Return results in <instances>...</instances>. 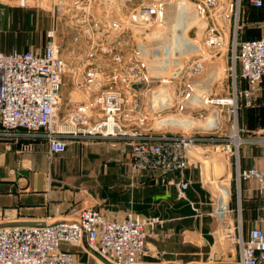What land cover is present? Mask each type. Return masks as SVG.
I'll return each mask as SVG.
<instances>
[{"label": "built area", "instance_id": "2783aa9c", "mask_svg": "<svg viewBox=\"0 0 264 264\" xmlns=\"http://www.w3.org/2000/svg\"><path fill=\"white\" fill-rule=\"evenodd\" d=\"M36 1L39 3L42 0ZM223 1L226 7L221 13V20L228 27L233 19L236 32L226 75V83L232 90V103L217 100L215 104L226 110L229 122L238 113V79L249 84L246 94L254 96L264 76V36L243 40L238 33L244 27L241 14L248 7L254 10L264 8V0H198L202 18L208 25L205 46L210 58L216 55H210L209 50L219 53L225 48L223 33L215 20ZM63 2L65 0H60L54 6L53 18L63 20L66 30L74 32L72 39L67 36L61 39L63 36L53 28L46 34L47 43L41 53L34 50L11 54L0 52V137L43 138L48 141L50 151L55 153H65L70 141L111 140L117 135L130 133L125 132L127 130L119 123V117L123 116L127 106L125 93L127 90L134 91L125 81L127 71L121 85L111 84L107 91H102L103 85L93 89L94 94L99 92L104 95L101 109L104 121H101L99 134L89 133L81 126L84 122L87 125H90L87 122H92L87 120L92 106L77 100V97L88 94L90 80L96 74H104V77L113 75L112 79H116V72L123 69L122 64L128 60L127 31L130 28L142 30L159 21L157 7H148L144 3L138 5L133 0H73L68 10L62 7ZM81 31L95 32L92 39L84 42L101 48V59L106 62L104 65L95 64L96 52L89 50L82 53ZM116 31H120L118 36L113 33ZM66 40L69 47L63 48L62 41ZM229 74L231 83L228 82ZM69 76L73 82L72 91L65 113L60 117V93ZM220 89L224 94L229 91ZM134 92L136 105H142L139 90ZM206 103L210 105L212 101ZM199 116L203 118L204 115L201 113ZM132 139V170L164 175L184 173L190 167L186 144L199 147L202 142L204 146L211 142L208 137L167 136L154 140L138 136ZM236 165L238 184L255 181L257 192L264 200V168L242 170L238 161ZM188 187L187 181L179 183L180 198H185ZM162 224L158 218H144L132 212L121 219H108L96 208H83L61 221L40 226L2 228L0 264H74V255L64 250L63 246L80 247L84 243L96 249L98 255L110 264H142L143 256H163L154 252L148 242L149 236ZM234 264H264V229L254 227L247 239L239 238L238 260Z\"/></svg>", "mask_w": 264, "mask_h": 264}, {"label": "crops", "instance_id": "0c3cea01", "mask_svg": "<svg viewBox=\"0 0 264 264\" xmlns=\"http://www.w3.org/2000/svg\"><path fill=\"white\" fill-rule=\"evenodd\" d=\"M52 10L14 7L0 0V52L41 53L46 34L53 28L63 36L61 39H72L74 32L66 30L63 20H55ZM247 12L254 21L264 19V8ZM261 34L247 30L240 35L250 40L264 36ZM62 45L68 48L69 41H62ZM223 52L225 81L230 62L227 48L211 59L216 60ZM112 76L96 74L93 79ZM72 86V79L66 77L61 107H67ZM239 88H246L245 82L241 81ZM241 103L237 120L232 117L241 141L227 146L225 152L230 154L223 159L224 174L217 187L208 183L204 167L191 156L193 165L184 173L164 175L132 170L127 161L129 147L123 141H70L65 153L54 154L43 138L0 137V229L65 220L83 208H96L115 220L132 212L163 222L148 238L152 250L163 256H143L142 264H234L239 238L247 239L254 227L264 229V200L256 182L238 184L236 180L237 161L242 170L264 168V76L252 104ZM232 146L238 150L232 153ZM182 181L189 182L185 198L179 197ZM220 214L228 245L220 236ZM63 249L74 255V264H110L87 243Z\"/></svg>", "mask_w": 264, "mask_h": 264}, {"label": "rangeland", "instance_id": "374dc122", "mask_svg": "<svg viewBox=\"0 0 264 264\" xmlns=\"http://www.w3.org/2000/svg\"><path fill=\"white\" fill-rule=\"evenodd\" d=\"M135 4H141L144 3L146 6H155V2H162L167 0H133ZM189 4L192 6H198L197 2L198 0H187ZM73 4V0H66L63 2L62 7L65 10H68ZM263 9V8H262ZM253 11L254 9L246 8L245 13L241 14V21L242 24H244L243 28L239 30V38H241L242 32L247 30H254V31H260L262 32L261 35H264V19L263 21H254L252 18H250L249 15H247V11ZM261 10V9H259ZM33 12V11H30ZM158 23V22H157ZM156 23V24H157ZM155 24V25H156ZM155 25L150 24L149 26H145L143 31L145 33H151L153 34V27ZM195 26V24H194ZM208 25L206 20L201 19V21L190 31L186 32L187 37L192 40H196L202 44L203 50L205 52V56H202V54H195L191 57H189L187 60L184 58L182 61L177 62H161L155 64L152 60V53L151 49L147 51L148 61L145 60L142 62L138 58V51H139V44L146 45L147 47L149 44H151V41H148V38H145L141 36V34L137 32H132L131 28L127 33L129 36V47L127 48V55L128 60L122 64L123 69H119L116 74V79H101L100 77L96 79H91L90 83L91 85L89 90L87 91L88 94H82L81 96L77 97V100L88 102L92 106V112L87 113V120L89 121L91 119L92 122H87L90 125L85 124L86 122L82 123L81 126L83 128H86L89 133L92 134H99L101 123L104 121L103 117H101V114L103 113L101 109L103 108L102 104H104V95L102 93L94 94V87L103 85V87H106V89H103L102 91H107L111 87V84H115L116 86H119L122 84L123 76L125 77V72L127 71V76L125 78L126 83L132 87V89L139 90V99L141 100L142 105L137 106V98L134 91H128L125 93L124 98L127 99V106L124 107V113L123 116L119 117L121 122H119L122 125L123 129H126L125 132H130L128 135H117L116 139H109V141H123L128 144L129 147V160L128 165L132 167V160L130 157L131 152V146L130 143L132 138H137L138 136H142L144 139H154L167 137V136H177L179 137H196V138H203L208 137L211 139V142L208 143L209 145L204 146L201 143L199 147H193L194 151L200 155L203 156H209L205 155V153H211L214 154V157L217 159H220L223 161L224 158L227 159L230 153L225 152L228 150L227 146L232 145L231 142L235 140V136H240L237 125L234 124L237 120L231 118L228 123V116L226 114V110L223 109L222 106H217L215 104V101H222L226 103V101H229L232 103V90L226 83V79L224 81V78L218 82H216L213 86V93L207 98V101L210 100L212 103L210 105L206 103V107L202 109V111H188L183 109L182 100L186 98L187 96V86L190 82V80L195 78H200L204 76L206 72V62L207 60L212 59L208 57L207 53V47L205 46V42L207 40V35L209 33ZM141 30V29H139ZM227 35H228V45L226 46L227 52L231 54V43L234 41L235 38V30H234V21L232 19V22L230 25L228 24V27H226ZM115 36H118L120 31L113 32ZM125 33V32H124ZM82 34V45L80 41V49L83 52L90 50L92 53L96 52L97 55H95L94 62L98 66L104 65L106 62L102 61L101 59V51L98 46L94 45H88V40L93 38L95 32H89V31H81ZM224 42L225 37L223 36ZM254 40V39H250ZM86 41V42H84ZM225 46V44H224ZM145 50V48H144ZM184 52V48H182ZM210 55H218V52L214 50H209ZM85 53V54H87ZM203 59V61H199ZM113 65V64H112ZM230 66V62H229ZM201 67V68H200ZM102 68V67H100ZM229 68V67H228ZM229 70V69H228ZM174 73V75H172ZM123 74V75H121ZM153 75H159L153 76ZM245 82L246 88L243 90H240V82ZM229 83H231V77L229 74ZM259 87V86H258ZM157 88H170L175 91L177 102L171 106L163 108L157 112H151L149 110L150 107V94ZM220 88H225V90L229 89L227 93H223ZM237 89L239 92V98L237 103V110L239 112L242 103L246 106H250L252 104V98L253 96L247 95L246 92L249 90V84L243 80L238 79ZM100 91V92H102ZM133 92V93H132ZM105 94V93H104ZM135 95V96H134ZM251 96V98H250ZM136 98V100H135ZM70 99V98H69ZM206 101V102H207ZM214 103V104H213ZM67 107H61L59 116L61 117L66 110ZM227 109V107H225ZM151 109V108H150ZM215 110L218 113L219 122L215 123L213 126H209L208 128H205L204 126L201 127L200 124L203 123L207 117L210 115V111ZM203 113V118H201L199 115ZM238 114V113H237ZM172 117L175 120L178 121H188V119H193L195 121L194 127L191 128V122L188 123H182L180 125L175 124L176 122L171 123V125H167L165 122H157L159 118H165V117ZM115 120H118V118H114ZM102 121V122H101ZM217 125V126H216ZM140 135H138V134ZM99 140H108L104 138H98ZM80 140V144L82 142L91 143V139ZM94 141V140H93ZM132 144V143H131ZM237 145V144H236ZM237 148V147H236ZM235 146L231 147V152L236 151ZM50 150V149H49ZM68 150V149H67ZM187 150V149H186ZM238 150V148H237ZM54 154H59L55 153ZM190 157V155H189ZM210 157V156H209ZM224 162V161H223ZM193 162H190V167L193 165ZM201 163L199 166L201 167ZM204 165V164H203ZM202 165V167H203Z\"/></svg>", "mask_w": 264, "mask_h": 264}, {"label": "water", "instance_id": "95a60500", "mask_svg": "<svg viewBox=\"0 0 264 264\" xmlns=\"http://www.w3.org/2000/svg\"><path fill=\"white\" fill-rule=\"evenodd\" d=\"M60 0H42L37 3L36 0H3V2L10 4L14 7L30 8L38 7L44 10H52ZM77 1V0H75ZM155 6L159 11V21L153 27V34L145 33L143 30L131 28L132 32L141 34L142 37L148 38L151 41L147 47L146 45L139 44L138 58L144 62L148 61L147 51L152 53V60L155 64L163 62H177L182 61L184 58L187 60L195 54H202L205 56L202 44L196 40L187 37L188 31L194 28L202 18V9L198 6H192L187 0H167L162 2H155ZM226 7V2H222V6L216 12L215 20L225 37V48L228 45V35L225 24L221 20V13ZM195 24V26H194ZM145 48V50H144ZM147 48V51H146ZM184 48V52L182 50ZM225 52H223L216 60H207L206 72L204 76L190 80L187 88V96L182 100L184 110L188 111H201L206 107L207 98L213 93V86L216 82L223 79L225 75ZM174 75V73L172 74ZM158 76L159 75H153ZM128 92V91H126ZM177 102L175 91L170 88H157L150 94V107L151 112H157L163 108L171 107ZM151 108V109H150ZM157 122H165L167 125L176 122L180 125L182 123L191 122V128L194 123L198 122L193 119L188 121H178L172 117L159 118ZM218 124V113L215 110L210 111L209 117L200 124L201 127L208 128L215 123ZM216 125V126H217ZM188 154L198 162H200L206 172L208 183L213 187H217L218 179L224 174V162L214 156H203L196 153L191 144H186ZM226 210V205L222 206L221 212ZM219 232L222 242L228 245V239L222 231L220 219L222 214L218 217ZM231 264V263H225Z\"/></svg>", "mask_w": 264, "mask_h": 264}, {"label": "bare ground", "instance_id": "6f19581e", "mask_svg": "<svg viewBox=\"0 0 264 264\" xmlns=\"http://www.w3.org/2000/svg\"><path fill=\"white\" fill-rule=\"evenodd\" d=\"M234 141L236 142L237 145H239L240 139L237 137V135L235 136V140Z\"/></svg>", "mask_w": 264, "mask_h": 264}]
</instances>
